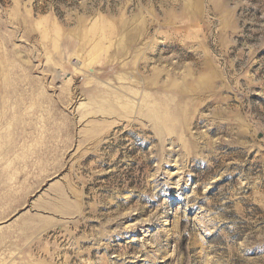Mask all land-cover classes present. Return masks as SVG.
<instances>
[{
	"label": "rangeland",
	"instance_id": "1",
	"mask_svg": "<svg viewBox=\"0 0 264 264\" xmlns=\"http://www.w3.org/2000/svg\"><path fill=\"white\" fill-rule=\"evenodd\" d=\"M0 264H264V0H0Z\"/></svg>",
	"mask_w": 264,
	"mask_h": 264
}]
</instances>
